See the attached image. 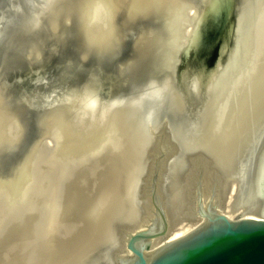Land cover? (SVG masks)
I'll use <instances>...</instances> for the list:
<instances>
[{"label": "water", "instance_id": "95a60500", "mask_svg": "<svg viewBox=\"0 0 264 264\" xmlns=\"http://www.w3.org/2000/svg\"><path fill=\"white\" fill-rule=\"evenodd\" d=\"M89 1L0 0V102L19 115L16 135L0 138V180L13 177L29 156L47 126V115L60 106L59 96L69 86L81 93L87 78L93 80L91 85L100 98H131L134 118L130 122L140 134V150L129 158L134 169L120 179L110 173L121 168L86 165L82 173L71 176L50 225L44 207L29 206L21 199L6 205L11 211L0 214V264H44L41 260L48 255L41 258V254L49 242L59 250L61 264H264V156L258 160L264 155V125L243 156L245 166L237 170V180L246 189L260 161L256 181L263 203L257 212L263 215L229 216L216 207L213 192L204 202L203 165L197 162L189 212L195 223L176 237L164 238L168 208L173 206L168 184L174 160L180 154L185 157L180 166L184 184L193 157L203 154L187 149L184 141L199 127L209 71L224 61L234 44L240 0H230L223 15L197 19L178 42L171 67L159 56V47L168 38L161 0L140 10L132 9L129 0H115L112 32L105 38L88 25L85 8ZM202 9L196 6L197 16ZM212 23L223 24L225 30L206 65L191 51L201 38V25ZM253 43L254 37V52L243 67L264 60L254 54ZM112 179L116 187L120 184L118 190L127 186L124 196L132 205L133 220L117 217L109 237L80 246L84 233L91 230L93 208L106 200L105 190ZM159 237L162 240L152 246L151 239Z\"/></svg>", "mask_w": 264, "mask_h": 264}, {"label": "bare ground", "instance_id": "6f19581e", "mask_svg": "<svg viewBox=\"0 0 264 264\" xmlns=\"http://www.w3.org/2000/svg\"><path fill=\"white\" fill-rule=\"evenodd\" d=\"M157 1L129 0V6L135 10L146 9L148 6L156 5ZM229 1L161 0L160 5L165 10L163 26L168 38L165 46L159 47L162 49L159 56H163L167 67L173 65L179 47L178 42L190 33L195 21L207 17L210 7L216 3L217 6L226 3L227 7H221L223 15L229 6ZM198 5L203 8L199 17L196 10ZM116 6L115 0H90L86 4L88 25L99 37L105 38L112 32ZM239 6L235 32H240V37L237 40L234 37L233 46L221 62L224 65L228 61L225 74L211 90L210 76L212 71L215 72L217 65L209 71L205 83L207 98L199 127L184 141L187 149L203 152L193 157L189 179H186L184 184L180 166L184 163L185 157L180 154L176 159L174 158L168 184L170 206H173L168 208L169 228L164 237L167 239L186 232L195 223L189 212L193 199V196L192 198L190 196L195 189L193 179L196 178L197 165H199L197 162L203 165L204 202L211 198L213 192L211 199L216 207L229 216L238 212L253 217L263 215L257 212L263 203L261 196L258 195L257 182L260 161L256 164L246 189H242L237 180V170L245 166L243 156L256 137V132L264 125V60H256L252 66L243 67L245 60L254 52V48L252 52L253 37L254 54L264 58V0H240ZM232 53L233 57H231ZM92 82L91 78L85 79L82 82L81 93L75 86H69L66 92L59 96L60 106L55 112L47 115V126L40 138L33 143L29 156L20 164L13 177L0 180V208L9 203L17 204L21 199L24 203H29V206L33 205L41 210L44 207L46 210L44 215L47 216L49 211L48 216L53 221L56 216L52 215L54 208L59 206L60 198L64 197L61 193V185V190L58 189V183L54 185L53 176L61 174L62 177L63 174H74L79 171L82 173L85 164H90L103 156H106L105 159L111 157L112 162L115 157L123 155L117 165L113 164L115 160L109 163L111 166L109 169H115L116 167L112 168L114 166L121 168L118 172L110 174L113 177L118 175L120 179L125 174L126 177L130 176L134 167L129 158L140 150L137 146L140 134L130 122L134 118L129 104L132 100L128 95L100 98L95 93ZM18 116L0 102V138L9 139L16 135L19 128ZM71 140L75 143L72 144ZM263 156V154L259 156L258 160ZM113 181L112 179L108 184L110 187H106L105 191L108 192L106 200H101V203L99 201L93 208L92 214L95 220L91 222V230L84 233L82 241H79L80 246L109 237L113 221L117 217L133 220L129 213L132 205L125 201L124 196L127 186L125 185V189L122 185L118 190L120 184L118 183L116 187ZM64 183L66 184V181ZM182 184L185 186L183 191ZM23 195L24 197L20 198ZM180 198L181 204L178 202ZM200 218L198 216V220ZM161 240V237L152 238V246L157 245ZM79 245L77 248L80 247ZM48 246L41 254V258L47 255L46 258H51H44L46 260L41 261L44 264H61L59 250H54L52 242H49ZM62 253L64 254L63 251ZM71 254L73 251L70 252Z\"/></svg>", "mask_w": 264, "mask_h": 264}, {"label": "rangeland", "instance_id": "374dc122", "mask_svg": "<svg viewBox=\"0 0 264 264\" xmlns=\"http://www.w3.org/2000/svg\"><path fill=\"white\" fill-rule=\"evenodd\" d=\"M215 5H213V7H210V10L208 12V14H209L208 16L212 15V17H215L217 13L219 15H222L221 7H227L226 3H221V5H219V6H217V3H216ZM191 13H193V11H191ZM224 30H225V28H224L223 24H221V23H212L210 25H208V24L201 25V27H200V35H201L200 37L201 38H199V40L194 44L192 51H191L192 56L195 57L196 59H198L199 61H201V63H205L206 65H209L210 61L212 60V58L215 54V51H216V48H217L219 42L223 38ZM234 37L237 40L240 37V32H235ZM231 57H233V53H232ZM227 62H225L224 65L222 63L220 65H217L215 72L212 71L211 76H210V82H209L211 90L218 84V82L221 80V77L225 74V71L227 68ZM105 157L106 156H103L99 160H95L90 164H85V167H86V165H89L90 167H93V166L95 167V165H101V166L103 165V167H107L109 169L111 167L109 164L111 162V159H110L111 157L108 159H105ZM121 158H123V155L115 157V159H114L115 161L114 160H113L114 162L112 161L113 164L117 165V161L121 160ZM115 167L117 168V166H114L112 168H115ZM84 168H83V170H84ZM72 175L73 174H67V175L63 174L62 177H64V178L60 177L61 174L53 176V179L55 180V181L53 180L54 185L56 186L58 183V186H59L58 189L59 190H61V187H62L61 193L68 190L69 186L66 184H68ZM65 178L67 180L68 179L69 180L67 181ZM60 180L61 181L64 180V181L61 182ZM65 181H66V184L64 183ZM60 185H61V187H60ZM59 205H60V203H59ZM2 208H3V210H2ZM54 209H55V211L52 213V215L57 214L56 208H54ZM54 209H52V210H54ZM0 210H1V212L4 211L5 213H8V212H10L11 209L6 207L5 205H2ZM1 212H0V214H4V212H2V213ZM239 214H241V212H238V213L234 214L233 216L237 217V216H239ZM48 215H49V211H48ZM48 215L47 216L45 215L46 216L45 218H48V224L49 223L51 224L53 221L50 220ZM147 247L150 248L149 246H147Z\"/></svg>", "mask_w": 264, "mask_h": 264}]
</instances>
